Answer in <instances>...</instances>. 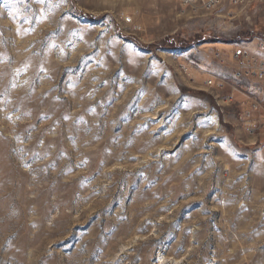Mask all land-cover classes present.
I'll return each mask as SVG.
<instances>
[{
  "label": "rangeland",
  "instance_id": "374dc122",
  "mask_svg": "<svg viewBox=\"0 0 264 264\" xmlns=\"http://www.w3.org/2000/svg\"><path fill=\"white\" fill-rule=\"evenodd\" d=\"M262 45L264 0H0V264H264V135L206 85Z\"/></svg>",
  "mask_w": 264,
  "mask_h": 264
},
{
  "label": "built area",
  "instance_id": "2783aa9c",
  "mask_svg": "<svg viewBox=\"0 0 264 264\" xmlns=\"http://www.w3.org/2000/svg\"><path fill=\"white\" fill-rule=\"evenodd\" d=\"M178 2L181 8L213 14L228 6L242 12L248 11L253 0H178ZM260 49L264 50V45ZM213 57L221 66L232 67L233 72L228 82L216 84L210 79L206 85L212 87L227 83L231 86L233 91L227 99L228 102L234 100L236 92L245 93V98L240 103L238 125L246 135L256 139L262 138L264 135V104L249 93L250 88L247 84L264 82V54L262 52L253 53L246 48L232 49L229 52L218 49L214 51Z\"/></svg>",
  "mask_w": 264,
  "mask_h": 264
},
{
  "label": "crops",
  "instance_id": "0c3cea01",
  "mask_svg": "<svg viewBox=\"0 0 264 264\" xmlns=\"http://www.w3.org/2000/svg\"><path fill=\"white\" fill-rule=\"evenodd\" d=\"M218 49H220V48H218V47L215 46V48L212 49V52L214 53V51H216V50H218ZM220 50H222V49H220ZM260 52H262V53L264 54V50H262V51H260ZM258 53H259V52H258Z\"/></svg>",
  "mask_w": 264,
  "mask_h": 264
},
{
  "label": "snow or ice",
  "instance_id": "6c2138e0",
  "mask_svg": "<svg viewBox=\"0 0 264 264\" xmlns=\"http://www.w3.org/2000/svg\"><path fill=\"white\" fill-rule=\"evenodd\" d=\"M8 119H11V117L9 116Z\"/></svg>",
  "mask_w": 264,
  "mask_h": 264
}]
</instances>
